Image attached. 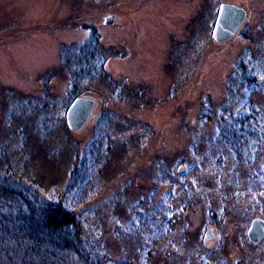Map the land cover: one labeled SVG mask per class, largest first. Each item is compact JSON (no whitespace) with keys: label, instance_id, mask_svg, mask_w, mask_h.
Listing matches in <instances>:
<instances>
[{"label":"rangeland","instance_id":"obj_1","mask_svg":"<svg viewBox=\"0 0 264 264\" xmlns=\"http://www.w3.org/2000/svg\"><path fill=\"white\" fill-rule=\"evenodd\" d=\"M227 1L247 17L216 43ZM262 77L264 0H0V166L35 182L0 172L12 189L0 221L13 230L14 215L60 199L100 264H264V237L246 234L264 219V144L250 132L264 130ZM75 91L96 100L77 131L64 118ZM27 261L85 264L1 229L0 264Z\"/></svg>","mask_w":264,"mask_h":264},{"label":"trees","instance_id":"obj_2","mask_svg":"<svg viewBox=\"0 0 264 264\" xmlns=\"http://www.w3.org/2000/svg\"><path fill=\"white\" fill-rule=\"evenodd\" d=\"M93 37L94 35L92 36V39L91 38L89 39L88 44L91 45L93 41V47L95 48V45L97 46V43L95 42L96 40L95 38L93 39ZM93 54L94 51H92L91 46L90 47L84 46L83 49L78 50L79 59H82V61H84L85 57L91 58ZM69 56L71 57V55ZM102 58L103 56L99 58V61L102 60ZM88 63L89 65H93L91 60ZM83 69L84 72L89 70L88 66H85V68L83 67ZM242 81L248 83L249 85L252 84L253 82L252 78H249V75L246 74L242 79ZM76 95H78V93H76L75 91V94L72 95L73 99L76 97ZM249 114L250 116H255L254 111L250 112ZM239 129L244 130V128H239ZM227 130L231 132V135H239L238 129L235 127L227 128ZM263 131H264L263 129L260 130L256 127L253 128V130H250V132L254 134L256 137L257 135L260 136L262 134V138L260 140L262 144H264ZM162 169L163 168H161V170ZM0 172L3 174V176L7 178L18 179L21 182L24 181V183L29 185L35 184V182L30 177L24 174L15 173L7 166L5 167L0 166ZM157 176L160 179L162 178V176L159 175ZM9 188H10L9 186L6 187V184H1L0 192L1 193L2 191L4 193L11 192L12 189ZM145 201L147 202V199L146 200L144 199V201H142V198L139 197L138 199L139 203L137 204H139L140 206L138 207L143 208ZM77 210L78 208L72 207L71 205L69 206V208L64 206L62 200L60 199L47 201L45 204L39 205L35 210L30 209L29 211H26L23 214L14 215V217H12V222L16 223V228H14L13 230L7 228L6 225H4L0 221V230L2 229V231L12 233L14 236L17 235V236H22L23 238L26 237L30 238L36 243L46 242L52 244V246L54 245L58 249L62 248V249H67L69 251H74L78 254V256L81 258L82 261L84 260L83 262H85V264H100L99 263L100 261H98L99 260L98 257L95 258L89 257L88 250L85 249L83 241L80 239V230H79L80 221L78 214L76 212ZM174 224H175V220L169 222L167 226H169V228H175ZM249 244L254 245L252 243ZM138 248L142 252L143 249L141 244H138ZM139 250L137 251V253L139 252ZM144 251L145 253L148 254L147 250ZM25 263L33 264L30 261H27ZM127 264H129L128 259H127Z\"/></svg>","mask_w":264,"mask_h":264},{"label":"water","instance_id":"obj_3","mask_svg":"<svg viewBox=\"0 0 264 264\" xmlns=\"http://www.w3.org/2000/svg\"><path fill=\"white\" fill-rule=\"evenodd\" d=\"M246 17L247 11L242 5L228 1L220 4L212 31L216 43H223L234 36L243 25ZM112 20V16H107L106 22H111ZM95 106L96 100L93 96L88 94L76 96L65 112L68 127L76 131L80 129L94 115ZM182 168L183 164H180L178 170ZM262 199L264 200V192L262 193ZM246 234L248 240L252 243L258 242L260 238L264 237V219L260 216L253 218Z\"/></svg>","mask_w":264,"mask_h":264},{"label":"snow or ice","instance_id":"obj_4","mask_svg":"<svg viewBox=\"0 0 264 264\" xmlns=\"http://www.w3.org/2000/svg\"><path fill=\"white\" fill-rule=\"evenodd\" d=\"M262 79H264V77H262Z\"/></svg>","mask_w":264,"mask_h":264}]
</instances>
